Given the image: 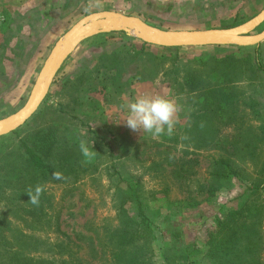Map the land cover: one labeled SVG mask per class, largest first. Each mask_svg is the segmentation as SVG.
I'll return each mask as SVG.
<instances>
[{"label": "rangeland", "instance_id": "obj_1", "mask_svg": "<svg viewBox=\"0 0 264 264\" xmlns=\"http://www.w3.org/2000/svg\"><path fill=\"white\" fill-rule=\"evenodd\" d=\"M87 3L0 0V31L5 21L40 25V12L50 17L39 69L93 13L192 31L238 27L264 7V0H100L85 13ZM35 24L30 37L41 29ZM263 31L264 24L248 37ZM96 37L63 68L34 117L0 138V240L10 241L0 244L9 250L0 251V264H14L16 253L54 264L63 255L83 264H264V41L241 51L235 45L164 50L135 32ZM25 52L17 56L34 55ZM0 95L1 120L18 112L30 93ZM141 95L176 102L171 136L153 139L126 126L125 105ZM56 127L61 138L52 145ZM81 140L97 154L83 156ZM36 142L46 143L35 150L49 168L47 180H38L44 189L38 206L23 190L31 182L23 145ZM64 156L70 161L61 162ZM136 201L151 229L139 225ZM126 233L132 238L123 245ZM61 242L64 249L56 248Z\"/></svg>", "mask_w": 264, "mask_h": 264}, {"label": "water", "instance_id": "obj_2", "mask_svg": "<svg viewBox=\"0 0 264 264\" xmlns=\"http://www.w3.org/2000/svg\"><path fill=\"white\" fill-rule=\"evenodd\" d=\"M264 24V9L252 20L234 28L208 30H161L141 18L117 12L90 14L75 24L53 48L45 62L26 104L16 113L0 120V138L23 127L39 111L48 97L55 78L68 58L86 41L102 34L135 32L145 44L161 48H189L235 45L241 48L258 46L264 31L248 37Z\"/></svg>", "mask_w": 264, "mask_h": 264}, {"label": "crops", "instance_id": "obj_3", "mask_svg": "<svg viewBox=\"0 0 264 264\" xmlns=\"http://www.w3.org/2000/svg\"><path fill=\"white\" fill-rule=\"evenodd\" d=\"M263 9L264 7L261 9V11H263ZM39 15L41 17L40 20H42L40 21V25H36L32 21L25 22L24 24H20L18 23V21H16L17 24H15V22L14 23L11 22V24H7L5 21L2 24V30L0 31V38H4V39L1 40L0 42V92H11V93H19V94L22 93L23 95L26 92L31 93L32 88L45 62L50 56L48 55L42 67H39V69H37V66L38 65L40 66L39 62L43 60L44 57L43 55L45 54L44 53L45 47L42 46L43 43L41 44V42H44L46 38H49L51 36V32H50L51 26L46 27L48 23L50 24V22L48 21L50 17H48L49 19L47 18L45 19V15L42 12H40V14H38L37 16ZM33 16H35V14ZM33 24H35V26H41V29L35 30V36L30 37V31L33 28ZM13 28L15 29V32L12 31ZM46 34L47 36H45ZM31 38H36L40 40L39 44L37 43L29 44ZM19 39H22L25 43L22 45V41ZM12 40H15L17 45L15 43L14 45H12ZM83 44L81 46H83ZM18 46L19 48H17ZM80 47L68 58L66 63L63 65L62 69L55 78L53 85L50 88L47 98L50 97L54 88H57L56 85L59 81L60 74L63 71V68L68 64V62H70V60H72V58L75 56V54L80 49ZM25 48L27 49V52L25 53L34 54L32 57H29L26 61L24 57L25 54L23 56H17L18 51L19 50L23 51L25 50ZM8 52H10L9 56H11V58H8L7 56ZM35 54L37 55L35 56ZM21 57H24V59L23 60L19 59ZM8 97L9 96L6 95V99ZM2 98H4V96L0 95V99Z\"/></svg>", "mask_w": 264, "mask_h": 264}, {"label": "clouds", "instance_id": "obj_4", "mask_svg": "<svg viewBox=\"0 0 264 264\" xmlns=\"http://www.w3.org/2000/svg\"><path fill=\"white\" fill-rule=\"evenodd\" d=\"M100 6V0H88L84 7L85 13H90L92 8ZM127 115L124 119L126 126L133 132L149 133L153 139H158L162 135L171 136L174 132L175 117L179 108L173 99L165 98L163 96H148L141 95L134 101L125 105ZM79 149L83 156L91 157L97 154L90 150L87 142L81 140L79 142ZM55 179H62V175L58 173L53 174ZM43 186L37 185L35 190L28 189V196L30 203L38 206L40 197L43 193Z\"/></svg>", "mask_w": 264, "mask_h": 264}, {"label": "trees", "instance_id": "obj_5", "mask_svg": "<svg viewBox=\"0 0 264 264\" xmlns=\"http://www.w3.org/2000/svg\"><path fill=\"white\" fill-rule=\"evenodd\" d=\"M246 1V0H244ZM248 2V1H247ZM236 8V6L234 7ZM59 10V9H58ZM169 10H171V8H169ZM234 9H230V12H233ZM238 11H240L239 9H237V13ZM236 17V16H235ZM218 28V27H217ZM98 37L94 38L93 40L97 39ZM147 46V45H146ZM238 50H243V48H236ZM164 50H177V49H171V48H164ZM259 68H261V66H259ZM67 116V115H66ZM68 117V116H67ZM67 117H61V121H64V123L66 124L67 122ZM52 145H57L58 143H56L57 139H60V135H59V129L58 127H56L55 129H52ZM46 143L41 144V142H36L33 143L31 146L24 144L23 148H24V155H25V159L27 161V163L29 164V169L26 173V176L30 177L31 182L26 181L23 190L24 191H28L29 188H32L33 191L35 190V187L37 185H39L38 180L40 179L41 181H45L48 178V166L45 163V160L43 159L42 155L39 154V151L37 152L35 149H43L45 148ZM71 157H62L61 158V162L66 163L68 161H70ZM223 177H225L226 175H222ZM42 196V195H41ZM138 201V200H137ZM136 201V202H137ZM137 208H135L137 210V218L139 220V225H143L145 227V229H151L153 227V223L152 221H150V216L148 214H146L145 208L143 206V204L141 202H137ZM38 221H40L42 218H36ZM223 225H227V222L223 223ZM31 238V237H30ZM132 238V235L130 233H126L125 237L123 239V245H125L126 243H128L130 241V239ZM22 239V238H21ZM20 239V240H21ZM25 239H29V236H26ZM10 241H7L5 239V237H3L0 240V244L4 243L6 246L9 244ZM59 243V242H58ZM64 242H61L59 245L56 246V248L58 249H64ZM3 248V247H2ZM0 251L2 253H6L9 250L5 249L1 250V246H0ZM0 252V257H2V253ZM124 251H122L121 253H117V256L121 255ZM23 259L21 260L19 258V256H17V253L15 254V256L13 255L12 260L14 264H54V262H50V261H46V260H36L34 258H30L28 255H24L22 256ZM64 258V260H60L61 264H83L82 260L76 259L75 257H72V255L65 257L64 255L61 257ZM69 258L71 259V261L69 260Z\"/></svg>", "mask_w": 264, "mask_h": 264}]
</instances>
